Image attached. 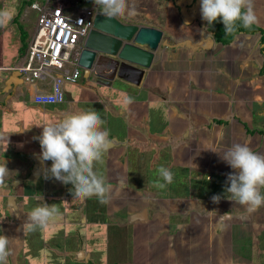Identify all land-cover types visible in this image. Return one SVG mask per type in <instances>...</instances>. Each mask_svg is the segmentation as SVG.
I'll return each instance as SVG.
<instances>
[{"label":"crops","instance_id":"0c3cea01","mask_svg":"<svg viewBox=\"0 0 264 264\" xmlns=\"http://www.w3.org/2000/svg\"><path fill=\"white\" fill-rule=\"evenodd\" d=\"M29 1L0 0V14L6 13L0 16V165L6 163L9 171L0 186V235L9 238L5 264H264V205L248 213L227 198V177L235 170L221 158L232 145L245 142L264 155L260 35L239 33L223 45L207 23L205 37L213 40L209 50L159 48L137 84L132 74L127 80L115 76L106 86L82 71L80 81L64 86L63 103L40 106L32 98L41 86L32 88L21 78L8 81L12 72L5 69L23 55L33 34L36 21L28 20V26L21 21ZM175 2L168 0L167 28L142 14L116 17L156 27L171 44L198 41V21L184 24ZM252 5V25L264 30V0ZM172 20L197 35L177 39L175 30L168 32ZM89 109L105 121L101 130L111 141L93 164L109 188L106 203L97 196L76 198L72 184L46 171L51 161H44L37 181L27 180L32 157L41 153L33 132L41 136L43 126ZM162 166L173 180L159 188L156 181L165 183L158 173ZM260 192L264 195V187ZM217 194L218 204L211 199ZM39 204L56 205L58 212L27 231L22 226Z\"/></svg>","mask_w":264,"mask_h":264},{"label":"clouds","instance_id":"9594fccd","mask_svg":"<svg viewBox=\"0 0 264 264\" xmlns=\"http://www.w3.org/2000/svg\"><path fill=\"white\" fill-rule=\"evenodd\" d=\"M94 3L102 6L109 17L125 12L130 16L135 15V10L128 8L127 0H94ZM201 14L209 25L219 19L227 34L235 31L237 21L242 22L244 27H250L256 22L252 0H201ZM2 15L6 13L0 14ZM128 102L131 103L132 99L129 98ZM104 123L94 109L70 113L55 124L43 126L42 134L38 138L41 147L40 159L52 162L50 169L46 171L57 181L72 184L76 198L97 196L101 203L107 202L104 197L109 188L103 177L97 176L93 171L94 162L101 160L103 153L111 145L109 132L101 130ZM221 158L235 170L227 177V198L244 206L248 213L264 205V195L260 192V188L264 187V155L254 152L249 143L245 142L232 145ZM8 173L6 163L0 165V186H4ZM158 173L165 183L156 181V187L164 188L167 183L172 182L173 174L169 169L162 166ZM221 198L217 194L211 199L218 204ZM57 212L56 205L39 204L29 213L22 227L33 231ZM230 217L231 212L220 216L219 220L223 222ZM8 243L9 238L0 235V264H5L9 255Z\"/></svg>","mask_w":264,"mask_h":264},{"label":"water","instance_id":"95a60500","mask_svg":"<svg viewBox=\"0 0 264 264\" xmlns=\"http://www.w3.org/2000/svg\"><path fill=\"white\" fill-rule=\"evenodd\" d=\"M188 1L189 3H183V0H176L175 5L180 8V17L184 24L188 25L191 20L198 21L200 26L198 41L185 39L171 44L165 39L163 31L156 27L124 23L116 16L109 17L97 13L94 16L93 28L80 44L78 64L85 76L94 75L97 83L109 86L115 76L127 80L128 75L133 74L137 78V84L144 70L151 67L154 53L159 48H187L193 52L211 49L213 40L205 37L207 21L202 18L201 0ZM94 7L97 9L98 5L94 3ZM13 80L20 81L19 72H12L8 81L13 82ZM33 137L39 143L40 136L33 132ZM32 160L33 167L27 180L35 182L43 174L44 161L37 155L32 157ZM17 182L22 183L23 180L19 179ZM16 184L15 182L12 185ZM8 200L12 205L13 197H9ZM144 214L140 213L139 218Z\"/></svg>","mask_w":264,"mask_h":264},{"label":"built area","instance_id":"2783aa9c","mask_svg":"<svg viewBox=\"0 0 264 264\" xmlns=\"http://www.w3.org/2000/svg\"><path fill=\"white\" fill-rule=\"evenodd\" d=\"M29 9L37 13L33 34L23 55L5 69L19 72L23 83L32 88L41 86L32 98L34 104H61L66 98L64 86L76 84L82 76L80 44L99 12L79 0H34Z\"/></svg>","mask_w":264,"mask_h":264},{"label":"rangeland","instance_id":"374dc122","mask_svg":"<svg viewBox=\"0 0 264 264\" xmlns=\"http://www.w3.org/2000/svg\"><path fill=\"white\" fill-rule=\"evenodd\" d=\"M81 1V5L83 6H89L90 3H94V0H79ZM12 2V1H11ZM10 5V2L9 4ZM29 5H26L25 10L27 9L28 14L24 16V11L22 13V24L24 26H28L30 23H35L36 18H37V13L29 10ZM127 6L129 9H134L135 10V15L134 16H139L140 14L145 15L142 16V18H148L149 22L153 21L157 26H160L162 28H167V25L169 24V17H168V12L170 10V5L168 3V0H127ZM97 11L99 13H104L102 6L97 7ZM105 14V13H104ZM29 20V22H28ZM148 21V20H146ZM178 23V24H177ZM176 25V26H175ZM178 25V27H177ZM174 26V27H173ZM170 30L169 31H174L175 34H177V39L179 37L181 38H191L197 35V32L194 28L190 27H183L182 24L179 22H175V20H172L170 22ZM173 33H168L167 38L173 40ZM3 36L0 37V40L2 39ZM81 80V79H80ZM79 80V81H80Z\"/></svg>","mask_w":264,"mask_h":264},{"label":"trees","instance_id":"16d2710c","mask_svg":"<svg viewBox=\"0 0 264 264\" xmlns=\"http://www.w3.org/2000/svg\"><path fill=\"white\" fill-rule=\"evenodd\" d=\"M33 1L34 0L29 1L27 5H30ZM118 17H120V15H118ZM208 30L210 32H213L216 41L223 45H227L231 43L234 37L236 36V34H239V33H247V34L258 33L260 35L261 44H264V30L259 29L253 25H251L250 27H244L242 25V22L240 21H237L236 29L231 34H227L224 32V25L219 19L212 25L208 24ZM24 42H25V32L23 33V38H22L23 47L25 46ZM262 51H264V47L262 48ZM23 52L24 50H22L21 54Z\"/></svg>","mask_w":264,"mask_h":264},{"label":"flooded vegetation","instance_id":"af4514ba","mask_svg":"<svg viewBox=\"0 0 264 264\" xmlns=\"http://www.w3.org/2000/svg\"><path fill=\"white\" fill-rule=\"evenodd\" d=\"M184 1H186V0H184Z\"/></svg>","mask_w":264,"mask_h":264}]
</instances>
